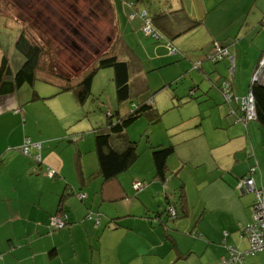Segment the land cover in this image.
Here are the masks:
<instances>
[{
    "label": "crops",
    "instance_id": "1",
    "mask_svg": "<svg viewBox=\"0 0 264 264\" xmlns=\"http://www.w3.org/2000/svg\"><path fill=\"white\" fill-rule=\"evenodd\" d=\"M136 1L111 0L121 38L115 49L131 62L134 104L153 100V110L171 112L173 122L177 114L180 122L168 126L169 134L149 143L174 145L169 167L181 172L168 189L177 191L179 177H184L186 198L180 209L187 213L169 221L160 211L165 189L158 183L132 196L135 181L152 177L149 154L119 179L104 184L92 134L73 128L81 114L74 94L62 96L49 87L25 85L13 95H0V264H221L230 248L249 249L244 231L253 223L255 198L238 192L236 185L250 174L252 150L260 170L250 175L257 184L264 179V128L254 120L235 123L219 85L234 71L236 94L249 93L252 73L264 57V0L142 2L157 4L149 6L152 13L162 7L183 10L202 22L172 44L143 35L142 20L130 18L145 9L142 3L132 8ZM215 42L227 46L231 58L213 65L204 60ZM198 61L203 62L196 72ZM113 79V70H101L93 95H103L104 85L109 87ZM177 83L182 87L176 94ZM192 86H197L194 96L189 94ZM182 124L184 129L177 128ZM171 129L179 130L171 134ZM178 133L180 150L172 141ZM27 137L42 143L43 166L18 150ZM70 137H79L71 148L67 145L74 141H62ZM188 163L195 167L186 175ZM48 167L61 178L48 177ZM60 207L69 224L49 234L50 217ZM91 211L102 215L100 224L87 218ZM194 213H199L197 223L191 218ZM244 264H264V251L247 257Z\"/></svg>",
    "mask_w": 264,
    "mask_h": 264
},
{
    "label": "trees",
    "instance_id": "2",
    "mask_svg": "<svg viewBox=\"0 0 264 264\" xmlns=\"http://www.w3.org/2000/svg\"><path fill=\"white\" fill-rule=\"evenodd\" d=\"M28 1L30 3H38L37 0ZM64 1L67 4V6H64L68 15L67 18L69 19V24L71 23L68 29L69 31H75L76 29V35H79L77 46L85 48V50L83 52L72 50L74 48L72 43H68L69 45L66 44L61 47L59 46L58 49L54 50L52 46V42L55 44L53 35L49 37V33L42 32V26H44V23L33 14L40 10V8L32 6L31 10H35L31 12L35 18L34 26L37 29V32L41 35V38L35 37L33 32H31L26 26L20 24V35L15 43V50L18 54V57H16V69L12 66L10 58L5 54V51L0 58V95L3 97L13 95L25 85L34 87L36 81L39 80V75L42 74L43 77L40 79L44 83L58 87L59 93L73 91L77 102L84 106L90 98L96 97L92 93V87L97 74L101 70H113L116 102L122 104L131 101L132 107L131 112L127 116H121L118 110L115 111L114 109L107 108L105 110V125L98 126L92 130L91 134L94 139L95 153L98 159V170L102 176V181L105 184L119 179L121 175L129 172L132 169V166L140 160L137 143L132 142L128 137L129 127L144 114H149L153 121L155 120L156 122H159L161 114L153 110V100H149L142 104H134V85L131 81V62L125 60L115 49V47L118 48V46H120L121 38L118 35L117 20L111 0ZM144 1L146 0H137V3H132L130 6L135 8L137 4L139 5V3ZM41 2L40 5L42 7L43 3ZM142 4L145 6V9L132 13L130 18L131 20L140 18L142 20L141 31L143 35L153 38L156 41L165 40L167 44H172L177 38L199 28L202 24L201 21L189 17L183 10L171 11L164 8L166 11L163 9L160 12L152 13L149 6H155L157 5L156 3ZM80 17L83 19V22L80 20ZM147 26L158 35V38L148 35L143 30ZM47 31L49 32V30ZM82 39L83 42H81ZM89 49L90 51H88ZM219 49L226 50L228 55L221 60L214 61V57ZM2 50L4 49L2 48ZM170 50L175 53V50L172 47H170ZM230 58L231 53L229 48L219 42H215L207 52L204 61L215 65ZM262 59L263 56L260 58L254 72L252 73L251 86L247 95L239 96L236 94L233 82L234 71L232 72V78L230 76L225 78L219 85L224 103L229 109L230 116L234 117L235 123H243L244 125L249 123V119H247V115L245 111L242 110V107L243 100L251 95L255 103V118L251 120L257 121L264 128V84L254 82V75L258 70L257 68ZM202 62L203 61H198L195 63L194 70L200 71ZM231 70L233 69L231 68ZM227 82H230L233 87H231L232 90L231 93H229L232 97L230 100L226 99L224 94V87ZM143 83H145L144 78L141 81V85ZM135 85L139 87L138 83ZM196 90L197 86H192L189 94L194 96ZM78 138L79 137H70L65 140L68 142H75ZM28 143H30V145L40 144L41 148L40 150L37 148L32 149L30 152L31 156H28L23 152V147L29 145ZM150 149L152 151L151 160L153 164L151 173L152 177L135 181L136 183L132 185V196H136L140 192H145L149 186L158 183L165 189L162 194L164 203L163 205L161 204L162 207L160 208V211L167 215L169 221H174V213L176 218L180 217V214L182 215V213H187L186 210L183 209L184 200L186 198L185 184L183 181L184 177H179L180 185L177 187V191L168 189V187L172 188L174 179L178 178V173L181 172V169H179L173 173L169 167L170 158L176 154L175 147L172 144H168L151 146ZM18 150L24 157L36 163L39 167L44 165L41 155V142H35L27 137ZM252 153L250 155L255 163L250 168L249 173L251 175L256 173L257 170H260V163L253 150ZM37 154L41 155V161H37L32 157ZM186 166L184 174L187 175V171H192L195 166L191 163H188ZM253 168L254 172L251 170ZM250 174L241 178L236 185L237 191L252 193L255 198L252 206L253 223L244 231L248 241L249 234L247 230L256 224L254 219V206L259 202L260 197L264 196V179L261 180L260 184H257ZM46 175L50 177L47 172ZM50 178L60 179L61 176L58 171L55 170L54 175ZM247 178L254 180L255 190L257 192L254 190H247L245 186H242L241 188V183ZM80 196H82V194H80L79 197ZM127 197L129 198L130 195L127 194ZM181 205L183 207L180 209ZM87 218L89 220H95L96 224H100L101 220H103L100 213H94L92 211ZM55 220H59L61 224H55ZM68 224L69 218L63 208L60 207V211L56 213V215L50 217V224L48 227L49 234L63 230ZM114 226L117 227L116 224ZM196 236L202 237L200 233ZM249 250L250 243L249 249L244 251V253ZM260 252L246 255L242 264H244V260L247 257H254Z\"/></svg>",
    "mask_w": 264,
    "mask_h": 264
},
{
    "label": "rangeland",
    "instance_id": "3",
    "mask_svg": "<svg viewBox=\"0 0 264 264\" xmlns=\"http://www.w3.org/2000/svg\"><path fill=\"white\" fill-rule=\"evenodd\" d=\"M19 1L21 2V0ZM23 1L27 2L28 0H23ZM46 1L49 3H43V6L41 7L40 5L41 1L38 0H37L38 3H21L22 5L16 4L15 0H0V45L3 47L5 54H7L8 57L10 58V62L12 66H16L17 64L16 57H18V54L16 53L15 50V43L20 35V28H21L20 24L26 26L31 32H33L35 34V37L41 38V35L37 32V29L34 26L35 24L34 15L37 16L44 23V26H42V32L49 33V37L53 35L55 44H53L52 42V46L54 50L58 49L59 46L61 47L68 43H72L74 45V48L72 50L82 51V52L85 50V48H80L79 46H77L79 35H76V29L75 31H69L68 29L71 23L69 24V19L67 18L68 15L64 7L67 6L66 2L64 0H46ZM32 6H37L40 8V10L33 13L34 15L31 14L32 11H35V10H31ZM163 9L164 7H162V10ZM80 20H82L83 22V19H81V17ZM47 30H49V32ZM81 42H83V39ZM88 51H90V49ZM192 67H194L193 64ZM42 77H43L42 74L39 75L38 78L39 80H37L35 83L36 88L49 87L51 89L50 91L55 90L57 94H62V96L67 93H71V92L73 93V91L59 93L58 87L44 83L40 79ZM261 78L262 81H264V69H262ZM180 87H182V85ZM180 87L177 83L176 94L181 91ZM104 88H105V92L103 95L97 96L95 98H90L89 101L84 106L78 103L79 106L81 107V114L78 118V122H75L73 125V128L75 127L79 129L77 133L83 132L84 135L86 136L88 133L89 134L92 133V130L94 128H97L98 126L101 125H105L106 123L105 110L107 108L114 109L115 111L118 110L121 116H127L131 112V107H132L131 101L122 104L116 102V90L113 82L110 84L109 87H107V85H104ZM26 89L31 90V88L29 87H27ZM166 90L169 91V88ZM173 111L174 109L172 110V113ZM160 112L161 114L162 113L163 114L159 122H156L155 120L153 121L151 119L152 117L149 114L148 115L144 114L139 119H137L128 129L129 139L132 142L137 143V148L140 154L141 161L148 154L152 159V151L150 149L151 143L155 144V142H153L154 140H156L159 136L163 135L164 133H168V126L170 124H172L173 127L175 126V124L180 122V121H176L177 114L175 117V122H173L174 120L172 116L173 114L169 116L171 112L168 113H165L164 111H160ZM183 114H186L185 111H183ZM184 126H185L184 124L177 125V128L182 127V129H184L183 128ZM178 130L179 129L174 131V129H171V134L175 133ZM180 134L181 133H178L176 136L172 138V141L179 145L181 142L180 141L181 136H179ZM150 139L153 140L151 141V143H149ZM167 140H170V137H167ZM62 141H66V140H62ZM61 143L66 144L65 142H61ZM194 144L195 146L199 145L196 142H194ZM74 145L75 142L74 143L72 142L71 145H67V146L71 148L74 147ZM152 146H158V145L155 144ZM177 148H179V150L182 149V145L178 146ZM176 157L177 159H179L178 154ZM171 161H173V159H171ZM191 218L194 220V222L197 223L199 219V213H194ZM176 219H178V217L175 218V220Z\"/></svg>",
    "mask_w": 264,
    "mask_h": 264
},
{
    "label": "built area",
    "instance_id": "4",
    "mask_svg": "<svg viewBox=\"0 0 264 264\" xmlns=\"http://www.w3.org/2000/svg\"><path fill=\"white\" fill-rule=\"evenodd\" d=\"M148 35H152L155 38H158V35H156L154 33V31L147 26L146 28L143 29ZM228 55V52L224 49L222 50H218V52L216 53L215 57H214V61H218L223 59L225 56ZM258 70L256 71L255 75H254V82H260L262 84H264V81H262L261 78V73H262V69H264V57L260 62L259 67L257 68ZM231 84L230 82L225 83V87H224V94L226 99L230 100L232 97L229 95V93H231ZM233 88V87H232ZM254 99L253 97L250 95L247 99L243 100V107L242 110L245 111L246 115H247V119L251 120L255 118V109H254ZM29 145H25L23 147V152L25 154H27L28 156L30 155V152L32 149L37 148L38 150H40L41 145H30V143H28ZM35 160L37 161H41V155L37 154L35 156H32ZM252 172H254V168L251 169ZM55 170L48 168L47 173L50 177H52L54 175ZM242 186H245V188L247 190H255V183L253 179H245L242 183H241V188ZM257 192V191H256ZM260 193V192H258ZM261 194V193H260ZM84 196H80V198H83ZM174 216L176 218V215L174 213ZM254 219L256 221V224L253 227L248 228L247 232L249 234V243H250V250L246 253L244 252H239L237 250H235L234 248H230V255L228 258H225L222 261V264H242V261L244 259V257L246 255L249 254H255L257 252L263 251L264 250V196L260 197L259 202H257V204H255L254 206ZM55 224H61V222L59 220H55L54 221ZM61 226V225H60Z\"/></svg>",
    "mask_w": 264,
    "mask_h": 264
},
{
    "label": "flooded vegetation",
    "instance_id": "5",
    "mask_svg": "<svg viewBox=\"0 0 264 264\" xmlns=\"http://www.w3.org/2000/svg\"><path fill=\"white\" fill-rule=\"evenodd\" d=\"M41 1H42L41 3H49L46 0H41ZM15 2H16V4H20V5H22L21 3H30L29 1L24 2L23 0H21V2L19 0H15Z\"/></svg>",
    "mask_w": 264,
    "mask_h": 264
}]
</instances>
